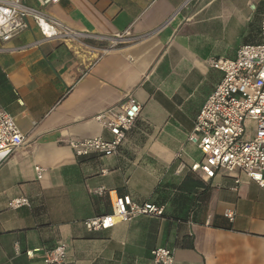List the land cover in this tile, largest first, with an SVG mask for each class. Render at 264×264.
Here are the masks:
<instances>
[{
  "label": "crops",
  "instance_id": "obj_1",
  "mask_svg": "<svg viewBox=\"0 0 264 264\" xmlns=\"http://www.w3.org/2000/svg\"><path fill=\"white\" fill-rule=\"evenodd\" d=\"M185 1L61 0L42 9L79 37L45 40L28 18L0 39V103L25 135L0 164V264H47L60 241L63 264H155L158 247L175 264H264V189L239 169L210 180L189 169L202 158L189 136L223 75L209 60L261 42L264 0ZM128 96L142 111L118 152L77 156L72 140L112 138L95 117ZM246 127L253 135L255 122ZM126 194L164 214L86 228ZM20 196L30 206L10 207Z\"/></svg>",
  "mask_w": 264,
  "mask_h": 264
},
{
  "label": "built area",
  "instance_id": "obj_2",
  "mask_svg": "<svg viewBox=\"0 0 264 264\" xmlns=\"http://www.w3.org/2000/svg\"><path fill=\"white\" fill-rule=\"evenodd\" d=\"M38 6H31L22 0H0V39L9 41L25 31L32 18L45 40H68L80 36L60 20L47 14L42 7L61 0H36ZM190 0H186L187 5ZM210 65L222 72V78L214 91L201 107L189 140L202 153V158L194 161L190 171L210 180L218 169L243 171L264 189V12L261 22V42L242 45L234 59L211 58ZM142 104L128 96L120 109L110 107L96 115L95 119L108 128L112 138L102 136L72 140L70 146L79 157L98 154H116L129 131L140 117ZM109 120H106L107 117ZM255 122L253 135H249L246 122ZM25 142V135L16 121L0 103V164L12 156ZM182 157V152L178 153ZM186 164L181 161L180 167ZM43 168L35 166L37 178L41 179ZM236 184L239 179L235 180ZM237 189V187H234ZM100 193L104 189H99ZM26 196L15 197L10 207L30 206ZM164 206L151 202H135L129 194L116 197L112 213L90 217L84 221L90 231L105 230L121 221H130L139 215L162 216ZM225 216L234 220L235 212L228 209ZM67 243L60 241L45 251L47 264H63L67 258ZM17 250L19 248L17 247ZM32 250L27 251L29 256ZM155 264H175L174 253L167 247L152 250Z\"/></svg>",
  "mask_w": 264,
  "mask_h": 264
}]
</instances>
